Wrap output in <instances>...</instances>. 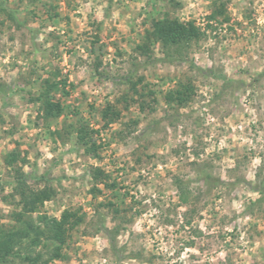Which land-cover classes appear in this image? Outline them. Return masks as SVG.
I'll return each instance as SVG.
<instances>
[{"label":"rangeland","instance_id":"1","mask_svg":"<svg viewBox=\"0 0 264 264\" xmlns=\"http://www.w3.org/2000/svg\"><path fill=\"white\" fill-rule=\"evenodd\" d=\"M73 3L74 0H0V54L11 52L18 43L15 58L23 57L27 62L14 63L5 56L9 59V65L5 67L20 71L15 77H8L7 72L0 75V173L3 174L0 178L6 177L5 183L16 185L14 194L3 197L6 204L14 207L7 214L0 209V228L8 232L20 227L19 216L39 228L37 221L43 224L38 220L41 215L34 219L33 213L24 209V203L29 194L42 191L49 193L51 198L47 201H54L57 210L61 204H66L64 211H79L84 218L70 232L63 249L65 257L53 258L54 245L43 228L44 234L38 236L35 233L17 235L13 254L2 264H31L28 257L38 260L36 264H82L90 256L98 261L103 259L107 264H129L132 261L135 264H172L173 261L175 264H185V261L188 264H264V230L261 228L264 225V161L256 170L255 182L246 179L250 156H255L256 152L249 151L244 143L245 140L256 143L264 133V71H251L264 64V33L247 32L245 35L249 26L244 20L251 18L253 10L247 9L243 19L233 22L228 12L231 0H211V3L205 0V11L209 13L202 17L205 23L198 25L191 13L184 21L195 22L197 27L203 28L204 37L179 48H165L161 44L165 55L163 59H158L153 47L158 41L149 36L151 31H145L139 44L124 39L122 33L121 38L113 39L120 29L113 27L103 36V21H93L91 14L85 30L74 38L73 32L79 27L76 21L83 23L84 14L78 12L75 21L70 14H66L75 10ZM170 4L174 10L184 8L182 0H170ZM219 9L224 13L214 20L215 24L210 23L212 20L209 21L208 17ZM105 15H111V3ZM165 15L170 17V13ZM146 23L143 22L142 26ZM61 24L67 28L63 35L57 32ZM47 28L52 30L42 42H37ZM209 33H212L211 39L215 42L205 49L208 60L212 62L211 67L198 66L190 54L193 50H201L209 39ZM5 37L8 43H3ZM81 37L84 39L81 40ZM102 39L104 43H101ZM77 43L84 47L88 55V60L79 58L78 64L88 67L90 79L94 81L91 87L95 91L91 92V96L95 99L87 105L90 119H85L81 109L75 106L81 103L80 98H76L75 102L72 100L78 85L69 81L75 80L73 72L77 69L69 67L65 71L67 66L62 64L64 56L77 54ZM47 44H51V48H46ZM122 44L131 47V54L122 49ZM109 48L112 52L108 51ZM36 53L46 61L43 66L39 60L29 61ZM109 55L112 59L110 63H105V57ZM138 57H144V63H140ZM237 61L250 67H236ZM157 64L170 70L159 74L148 71ZM60 80L67 81L69 94H55L54 100L62 103L66 118L63 121L60 117L46 119L41 115L43 102L37 100L46 90V81ZM84 83L85 80L81 79L80 85ZM108 84L112 86V92L105 88ZM181 85L194 89L189 101L184 106L167 102L168 93L179 90ZM33 88L39 89V95L31 91ZM89 95L87 91L80 93L84 100H88ZM16 96H20L19 102L14 99ZM162 104L167 107H162ZM12 108L17 109V114L9 111ZM108 108L119 113V117L104 127L106 121L102 114ZM134 108L139 115L132 118ZM24 112L28 113L24 117L26 123L21 121ZM158 112L163 114L158 115ZM124 113L128 114L127 123L112 133L111 139L105 140L101 133L107 132L111 124L120 122ZM253 113L255 122H252ZM97 115L100 120H96ZM69 117L73 119L72 123L68 122ZM93 122L101 126L94 128ZM80 123L99 131L92 140L98 146L100 160L91 158L77 144L74 127ZM142 123L145 127L140 131ZM134 132H139V135L133 137ZM129 137H132L131 141ZM221 140L225 143L223 148H219ZM48 141L54 145L49 148L52 153L58 151L55 147L57 141L60 146L71 144L72 147L59 157L53 155L50 160H44L47 166L41 173L35 161H40L44 154L38 145ZM115 142L125 148L130 144L139 146L116 158L119 145L115 150L111 148ZM214 146L219 150L207 151ZM14 150L18 153V162L9 167L5 157ZM109 151L110 155L106 157L103 153ZM189 151L195 159H190ZM69 152L74 153L78 160L76 163L69 161V168L75 171L83 165V175L69 177L66 171H62L59 177H54L53 170L65 163L64 157ZM33 153L34 160H30L29 156ZM261 155L264 156V153ZM105 159L112 166L109 171L105 170L108 167ZM90 160L96 163L92 164ZM228 161L234 162L235 166H227ZM117 163L122 166L117 167ZM169 164L172 167H167ZM25 167H30L32 171L25 173ZM157 168L160 171L150 180L148 177ZM96 169L107 176L109 187L95 181ZM89 175L91 180H87ZM23 179L24 186L21 185ZM69 179L73 180L69 187L60 184V191L52 187L53 183ZM77 179L79 186L75 183ZM29 181L33 183L30 185ZM42 184L45 187L40 188ZM141 186L145 189L153 187L157 193L155 198L147 192L141 194ZM94 187L100 192H92ZM243 189L247 192L241 196ZM2 192L3 187H0ZM248 192L259 195L253 198ZM15 194L21 196L19 203L15 201ZM166 194L167 201L163 199ZM242 199L243 211L237 212L233 205ZM146 200L151 203H145ZM44 204L38 205L35 213L44 211ZM18 208L21 210L17 211ZM152 208L159 210L158 215H148ZM42 215L50 217L46 212ZM142 218L140 227L144 231H135V225ZM245 220L247 223H242ZM150 221L156 223L150 225ZM109 222L114 227H107ZM229 227L232 231H227ZM241 233L247 242V249L260 245L257 254L261 259H257V255L250 250L247 256L244 255L245 245L238 243ZM97 236L108 243L102 251L96 247ZM122 236H127L123 243L119 239ZM81 237L84 239L81 240ZM161 242L167 252L161 249ZM81 245L86 247L82 250ZM38 248L40 252L36 251ZM221 251L226 255L218 258ZM181 256L184 259H179Z\"/></svg>","mask_w":264,"mask_h":264},{"label":"clouds","instance_id":"2","mask_svg":"<svg viewBox=\"0 0 264 264\" xmlns=\"http://www.w3.org/2000/svg\"><path fill=\"white\" fill-rule=\"evenodd\" d=\"M183 4H184V8L183 10H174L171 8V4H170V0H88L87 3L84 2V0H74L73 3V8L75 9L74 11H70L69 13L66 14H70L74 21H75V17L76 14L79 13H83V23H80L79 21H76V23L79 24V27L76 28V30L73 32V37L75 38L80 31L85 30V25L87 24L88 20H89V14H91V19L93 21L99 22V21H103V25H104V33H102L103 36L107 35V32L111 30V28L113 27H118L120 29L119 32H117L116 34L113 35V39H119L121 38V33L123 34V38L124 39H130L135 41L136 44H139L141 42V38L144 36L145 31H154L155 29L153 28V21H164L165 19H172V20H176L179 19V21L181 23H183L184 21L189 19V13H191V17L193 19H196L197 24L198 25H202L203 23H205V21L202 20V17L204 15H207L209 13H207L205 11V0H195V2H193V0H182ZM208 3H211V0H207ZM111 3V15L110 16H106L105 15V10H107L110 6ZM76 5H79V7H76ZM247 9H252L253 10V15L251 16L250 19L244 20V23L246 26H249L247 28V31L245 32V35H247V32H259V33H264V0H231V3L228 4V12L229 14L232 16L233 18V22H235L237 19H243V17L245 16L246 10ZM61 10L63 11V4L61 5ZM166 13H170V17L166 16ZM147 21L146 24H144V26H142V23ZM253 21L255 22L253 24ZM210 23L215 24V21H211ZM38 26V25H37ZM225 27H227V25H225ZM130 29H135V31H130ZM51 28H47L44 30V33L42 35H40L37 38V42H42L45 39V36L47 35V33L49 31H51ZM67 28L64 24H61L59 26V28L57 29L58 34L63 35V32L66 31ZM202 31L204 30L203 28L201 29ZM89 32H91V29H88ZM211 35L212 33H209V39L207 41V43L203 44V47L201 48V50L199 52H196L195 50L192 51L191 58L195 61V63L198 66H205V67H211V61L208 60V53L205 51V49H208L210 47H212L214 45V41L211 39ZM81 40H83L84 38L81 37ZM105 41L102 39L101 43H104ZM3 43H8L7 38L5 37V40L3 41ZM51 44H47L45 45L46 48H51ZM134 46V45H132ZM9 47H13L12 45H9ZM90 47V45H89ZM122 49L129 52V54H131V47L128 44H122L121 45ZM154 47V51H155V57L158 59H163L164 58V51L162 50V45L159 42H154L153 44ZM76 48H77V54L74 56H64L62 58V64L65 67V71L68 70V68H73V69H77L76 71L73 72V76L75 77V80L72 81L70 80L69 83H73L75 82L78 85V88L76 90V92L73 94V102H75L76 98H80L81 103L79 104H75L76 107H79L81 109V112L83 114V116L85 117V119H90L89 115H88V111H87V105L89 103H91L95 98L91 96V92L95 91V89H93L91 87L92 83H94V81H92L90 79L91 73L88 69L87 66H80L78 64V60L79 58H83L84 60H88V55L85 53L84 51V47L81 46L80 43L76 44ZM19 50V44L17 43L15 45V47H13V50L11 52H6L4 54H0V75H4L5 72L8 73V77H15L17 75V73L20 71V69H15L12 70L10 67H5L9 65V59H12V61L14 63H27L23 57L16 59L15 58V54L16 52ZM61 51H63V48L61 49ZM109 52H112V49L109 48L108 49ZM5 56H7L8 58H5ZM112 57L106 56L105 57V63H110ZM125 59H127V57H125ZM31 60H39L41 66H43L44 63H46V61H43L41 59V56L39 53L34 54L32 57L29 58V61ZM138 60L140 63H144L145 58L144 57H138ZM69 61H71V64L69 65ZM53 63H61L60 61H54ZM91 63V61L89 60V64ZM236 67H250V65L248 64H240L239 61L236 62ZM167 69V66H163V65H159L157 64L155 66V68H150L148 69L149 72L151 71H156L157 74L165 71ZM127 70V69H125ZM170 70V69H167ZM231 71V70H230ZM251 71L253 73H258L260 71H264V64H262L260 67H256L251 69ZM145 75H147V72L144 73ZM46 78V77H45ZM84 79L85 83L83 85H80V80ZM156 83H159V81H156ZM105 88L107 89L108 92H112L113 88L110 84L105 85ZM31 91L33 93H35L36 95H39V89L38 88H33L31 89ZM87 91L90 93L88 100H84L82 97H80V93ZM100 91H104V89H100ZM205 91V94H207V91ZM115 95V94H114ZM59 98V97H58ZM17 102H19L20 100V96H16L14 98ZM99 106V105H98ZM162 107H167L166 105L162 104ZM0 108H2V102H0ZM9 111H11L13 114H17V109L16 108H12ZM206 111V110H205ZM248 111H251L250 109H248ZM133 112V117L135 118L136 116L139 115V113L136 111V109H132ZM162 112H158V115H162ZM28 115L27 112H24V115L21 117V121L22 123H26V121L24 120V117H26ZM66 115H62L60 117V120L63 121L66 118ZM7 119V116L5 117ZM33 118H35V116H33ZM127 119H128V114L124 113V117L122 118V120L120 122L117 123H113L110 125V128L107 132H102L101 135L105 138V140H109L111 139V134L120 130L122 128V125L127 123ZM96 120H100V117L97 115L96 116ZM68 122L72 123L73 119L71 117L68 118ZM209 123L211 122L210 120L208 121ZM252 122H255V114H252ZM247 123V122H245ZM101 125L96 124L95 122H93L92 127L96 128V127H100ZM145 125L142 123L140 125V131L144 130ZM53 130H55V125L53 126ZM25 131H27V129H25ZM29 135H32L31 132H29ZM139 135V132H134L133 133V137ZM17 139L19 137H16ZM229 137H225V139H228ZM241 139H243V135H241ZM129 141L132 140V137L128 138ZM189 144L191 145L192 140L189 137ZM99 142V141H98ZM244 143L248 146L249 151H255L256 155L255 156H250V163L248 165V171H247V175H246V179L251 180L253 182H255L256 176V170L261 166L262 161H264V156L261 155V153H264V133L261 134L260 138L257 140L256 143H253L252 140H245ZM119 145V150L116 151V158H120L122 153L124 152H129L132 151L133 148L138 147L139 145H135V144H130V146L128 148H125L123 146V144H119V142H115L112 143V150H115L118 148ZM54 145H52L51 141H48L47 144H39L38 148L41 152H43V157L41 158L40 161H35L39 166H40V171L41 173L43 172L44 167H46L47 165H45L43 163L44 160H50L52 158L53 155L59 157L61 155V153L68 151L69 149H71L72 145L68 144L65 146H60L59 141H57V144L55 145V147H58V151L56 153H52L49 151L50 147H53ZM172 146H175L174 144ZM225 147V143L224 140H221L219 143V148H223ZM213 150H219L218 148H209L207 149L208 152H211ZM106 157L110 155V151L103 153ZM190 159H195V157L191 156V152L189 151L188 153ZM30 160H34V153L32 155L29 156ZM64 161L65 163L57 168H55L53 170V176L54 177H59L62 171H66L69 177H76L79 178L80 176L83 175V168L84 166L82 165L81 168H77L75 171H72L69 168V164L68 162L71 161L72 163H76L78 162L77 157L74 153L69 152V154L67 156L64 157ZM92 164H95L96 161L95 160H90L89 161ZM105 165H108V167H106V171L111 170V165L108 164V159H105ZM117 167H120L122 165H120L119 163H117L116 165ZM229 167H234V162L232 161H228V165ZM167 167H172V164L167 165ZM32 171V169L30 167H25L24 168V172L25 173H30ZM160 171L159 168H157L155 170V172H153L152 176H149L148 178L154 179L156 173H158ZM3 174L0 173V177H2ZM225 179H227V176L224 177ZM5 179L6 177L0 178V187H3V192L0 193V209L3 210L4 214L9 213L10 211L13 210L14 205H10V204H6L3 200L4 196H9L14 194V189L16 187L15 183H5ZM92 177L89 175L87 177V180H91ZM30 185L33 183L32 181L28 182ZM76 186L80 185V181L79 179L76 180ZM60 184H63L64 187H69L73 184V180L69 179L66 181H60L59 183H53L52 187L56 188L57 191H60ZM45 187V185H40V188ZM102 187V186H101ZM139 191L141 194L144 193H149L151 194V196L153 198H155V196L157 195L155 189L153 187H149L147 189H145L144 187H140ZM244 192H247V189H243V191L240 192V195L243 196ZM248 195L253 196V198H256L259 194L258 193H251L248 192ZM137 199H140V196L136 197ZM163 199L165 201H167L168 199V195L166 194ZM21 200V196L19 194H15V201L17 203H19ZM243 199L241 200L240 203H235L233 205V207L235 208V210L237 212L239 211H243L242 208V204H243ZM145 203H151V201L146 200ZM66 204H61L59 206V209L57 210V205L54 201H45L44 204V211L42 212H37V213H33L32 216L35 219L37 216L44 214L45 212L47 213V215H49L50 217H55L58 221L61 218V213L64 211ZM163 207V206H162ZM22 208V205H21ZM17 211H20L21 209L18 208L16 209ZM184 209H181V211H183ZM158 209L156 208H152L148 215L152 216V215H158ZM230 215V213H229ZM2 222V221H0ZM39 227L41 229L44 228L43 224H39V222L37 221ZM141 223H143V218L137 222V224L135 225V231H144V229H142L140 227ZM150 225L151 224H155L156 221H150L149 222ZM242 223H247V221H243ZM201 227H203V225H200ZM107 227L112 228L114 227V225L109 222ZM262 230H264V225H261ZM213 231H215V229H213ZM227 231H232V228L229 227L227 229ZM81 240H83L84 238H80ZM121 240V242L123 243L124 241L127 240V236H122L119 238ZM159 239V238H158ZM229 240H231V237L228 238ZM96 247L98 249V251H102L103 247H107L108 243L107 241H102L100 236L96 237ZM227 242V241H226ZM238 243H243L245 245L246 251L244 253L245 256L248 255V251L250 250L254 255H257V259H261V257L257 254V249L260 247L259 244L256 245L255 248L252 249H247V242L244 240V235L243 233L240 234V241H238ZM151 246V242H149V247ZM82 250L84 247H86L85 245H81ZM161 249L165 252L168 251V249L166 247H164L163 243L161 242ZM37 252H40L41 249H36ZM173 251H175V249H173ZM194 251V249L192 250ZM224 255H226V253L224 251H221L218 254V258L219 257H223ZM179 259H184L183 256L179 257ZM251 259V257H249V260ZM82 264H107V261L100 259L99 261L95 258V257H91L88 260L82 261ZM129 264H135L134 261L129 262ZM172 264H175V261L172 262ZM185 264H188L187 261H185Z\"/></svg>","mask_w":264,"mask_h":264},{"label":"trees","instance_id":"3","mask_svg":"<svg viewBox=\"0 0 264 264\" xmlns=\"http://www.w3.org/2000/svg\"><path fill=\"white\" fill-rule=\"evenodd\" d=\"M224 12L222 10L215 11L209 18V21L217 20L219 15ZM154 31L149 33L150 37L160 42L165 48L169 47H182L189 45L194 41H199L205 35V33L196 26L195 22H183L181 23L178 19L172 20L170 18L164 21H153ZM147 46H145L146 48ZM141 49V48H140ZM143 49V48H142ZM148 49V47H147ZM46 90L41 93L38 98V102H43L41 108V115L46 119H57L64 113V107L60 101L54 100L55 94L63 93L68 95L66 88L68 87L67 81L60 80V82L46 81ZM70 87H73L70 85ZM194 93V89L188 85H181L179 90L170 91L167 95V102L184 106ZM119 117V113L114 112L111 108H108L103 112L102 118L104 119L105 126L107 127L115 119ZM109 119V121H107ZM74 133L77 136V144L83 147L85 153L95 160H100L101 156L98 151V146L93 141V136L99 134L98 130H91L87 125L79 124L74 127ZM60 135V132H56ZM18 153L16 150L11 152L5 157L7 166L13 167L18 162ZM22 177V175H21ZM95 181L104 183L106 187H109L107 182V176L100 169H96L94 172ZM25 180H22L21 185H25ZM100 192L99 189L93 188L92 192ZM51 196L48 192L42 191L40 193H31L28 195L27 200L24 203V209L28 213H35L38 210V205H42L45 201L49 200ZM184 199V198H183ZM18 223L20 227H15L13 230L8 232L3 231L0 228V264L6 263L8 258L13 254L14 246L16 245L15 237L17 235L29 236L30 233H35L37 236L44 234V231L39 227H36L33 222L27 219H22L19 216ZM83 215L79 211L66 210L61 215L60 220L56 218H50L46 215H41L38 220L44 225L45 231H47L48 237L54 245L53 258L59 259L65 257L63 249L67 244V239L70 236V232L78 227L83 222ZM39 259V258H38ZM31 264H36L38 260L31 259L28 257Z\"/></svg>","mask_w":264,"mask_h":264}]
</instances>
